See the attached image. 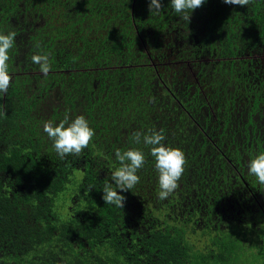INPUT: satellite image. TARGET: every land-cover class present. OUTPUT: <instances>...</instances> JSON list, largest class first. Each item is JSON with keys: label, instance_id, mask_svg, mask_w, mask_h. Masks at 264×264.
I'll return each mask as SVG.
<instances>
[{"label": "trees", "instance_id": "1", "mask_svg": "<svg viewBox=\"0 0 264 264\" xmlns=\"http://www.w3.org/2000/svg\"><path fill=\"white\" fill-rule=\"evenodd\" d=\"M149 3L0 0V33L17 34L12 82L0 93V264H251L252 255L264 264V228L206 217L221 186L219 159L186 154L179 187L161 200L151 146L131 138L163 129L164 143L180 148L163 122L171 114L158 105L162 57H177L180 70L209 55L242 57L243 73L249 64L264 71V0H205L189 24L170 0L159 15H150ZM45 53L47 76L31 60ZM79 115L95 136L79 156L61 159L44 123ZM131 148L143 150L145 164L117 208L105 203L103 188L120 166L116 150Z\"/></svg>", "mask_w": 264, "mask_h": 264}, {"label": "flooded vegetation", "instance_id": "2", "mask_svg": "<svg viewBox=\"0 0 264 264\" xmlns=\"http://www.w3.org/2000/svg\"><path fill=\"white\" fill-rule=\"evenodd\" d=\"M161 59L156 63L158 105L171 114L170 122H163L174 128L172 141L188 157L199 152L208 161L219 159L216 167L221 175L215 179L222 187L214 193L217 201L208 221L256 223L264 228V185L248 172L250 159L264 152V71L249 64L243 73L237 61L242 57L209 55L198 66L183 63L184 70L177 57ZM218 63L224 71H215ZM204 170L205 180L213 181L209 169Z\"/></svg>", "mask_w": 264, "mask_h": 264}, {"label": "clouds", "instance_id": "3", "mask_svg": "<svg viewBox=\"0 0 264 264\" xmlns=\"http://www.w3.org/2000/svg\"><path fill=\"white\" fill-rule=\"evenodd\" d=\"M223 2L229 5L248 6L252 0H223ZM204 3L205 0H170L171 7L187 24L191 22L192 13ZM163 7L162 0H150V15H159ZM16 35L15 31L0 33V93H7L12 82L8 61ZM31 60L40 66V71L45 76L51 71L49 54H36ZM43 130L53 141V148L61 159L68 155L79 156L88 148L95 136V130L90 127L89 121L83 115L71 121L65 116L58 124L49 120L44 123ZM131 138L137 144L141 143L142 138L145 146H151L150 154L154 157L155 169L158 171V198L167 199L179 187V181L185 172L187 164L185 152L179 147L167 146L164 143L166 137L163 129H150L147 133L137 131ZM115 156L120 166L112 173V182L105 184L103 200L106 204L124 208L126 197L121 192L132 190L140 182L137 173L144 167L145 154L140 148H131L123 152L117 149ZM248 172L264 185V152L250 159Z\"/></svg>", "mask_w": 264, "mask_h": 264}, {"label": "rangeland", "instance_id": "4", "mask_svg": "<svg viewBox=\"0 0 264 264\" xmlns=\"http://www.w3.org/2000/svg\"><path fill=\"white\" fill-rule=\"evenodd\" d=\"M250 253H252V252H250ZM247 258V261H250L251 262V264H262V260L261 259H258L257 257H256V255H252V256H250V257H246Z\"/></svg>", "mask_w": 264, "mask_h": 264}]
</instances>
